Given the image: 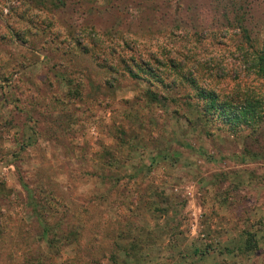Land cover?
Segmentation results:
<instances>
[{
  "label": "rangeland",
  "instance_id": "1",
  "mask_svg": "<svg viewBox=\"0 0 264 264\" xmlns=\"http://www.w3.org/2000/svg\"><path fill=\"white\" fill-rule=\"evenodd\" d=\"M260 57L264 0H0V264H264Z\"/></svg>",
  "mask_w": 264,
  "mask_h": 264
},
{
  "label": "trees",
  "instance_id": "2",
  "mask_svg": "<svg viewBox=\"0 0 264 264\" xmlns=\"http://www.w3.org/2000/svg\"><path fill=\"white\" fill-rule=\"evenodd\" d=\"M254 70H256L261 76L264 77V61H262V57H260V62L259 63H256V67H255ZM146 96L149 99V101H154V99H155L154 94L151 93V92H147L146 93ZM261 118L262 119L264 118V114H263V116H261ZM259 123H260V121L257 122L256 124L258 125Z\"/></svg>",
  "mask_w": 264,
  "mask_h": 264
}]
</instances>
